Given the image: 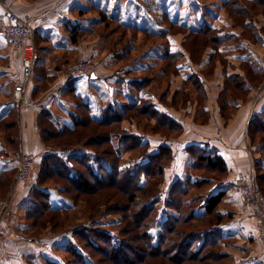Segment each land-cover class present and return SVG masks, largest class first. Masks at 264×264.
Instances as JSON below:
<instances>
[{"label":"rangeland","instance_id":"obj_1","mask_svg":"<svg viewBox=\"0 0 264 264\" xmlns=\"http://www.w3.org/2000/svg\"><path fill=\"white\" fill-rule=\"evenodd\" d=\"M108 1L124 8V6L120 4L122 3V0L121 2L120 0ZM157 1L159 3L163 0ZM167 1L168 2L166 4L170 6L166 7L169 11H171V14L169 13L170 21L174 18V22L177 17L180 19L179 15L181 11V22L188 19L189 24L193 23L191 27H194L193 25L198 26L199 22L196 18L194 21L191 18L193 12L196 11L198 15H202L203 12H207L212 16L216 13H222L224 16L221 17V23L224 31L227 32L232 29H237L238 32L241 31V37L245 32V29L242 26L237 25L228 9L223 7V2L221 0ZM169 1H172L173 4H169ZM163 3L165 4V2ZM123 4L128 5L129 10L128 12L122 10L118 18L113 17V14L111 13H107V16L102 14L100 18L99 12L93 9L92 11L86 13L85 16V18L91 21V30L84 34L83 37H80L79 43L86 40L89 42V44L84 47L85 51L87 50V52L91 53L92 57L90 59H80L76 62L87 61L92 65V68L90 74L84 75L87 78L80 77L77 80L91 79V76L94 73V75L96 74L95 77L97 76L100 81L93 83L90 86H84L82 92H78L75 95L73 92V85L70 86L69 84L75 79H69L68 81L64 79L62 80L60 74H56V76L51 78L53 80L51 85H49L48 82H45L42 86L39 84V88L36 89L34 93L35 97L41 96L45 92L48 98L51 99L59 89L60 94H57V96L58 99L64 101V104L62 105L63 107L52 108L50 111H53L56 117L63 121L68 118L69 113L71 112L73 114L77 113L82 114V116L84 115L79 109L81 103H79V101L75 98L79 95V93L84 94L82 99L85 102L90 100V106L95 109V114H98L100 110L107 108L109 104L113 103L118 104L120 107L129 105L133 99H144L145 103H150L149 101L152 100L151 96L154 95L158 104H160L159 101L163 104H168L173 108V113L177 116V118L185 123L187 118L184 114L186 110H188L189 101L195 97L192 98L191 90H188V85L186 84L187 81H183L182 75H189L192 71H195L204 79L206 77L207 80L205 82L209 87V90H211V92H216V86L219 85L218 82L220 79L219 71L220 69H225L222 68L219 60L223 62L222 60L224 57L220 59L221 55L216 54L215 50L212 48L203 49L200 47V49H196L195 47H190V42L186 41L188 35L187 30L180 28V22L178 24L174 22V26H172L166 21L163 22L162 18H159L158 20L161 24V32L159 33V31H157V34L159 33L157 36H149L151 35L149 29L145 31L128 26L131 24L132 20L124 19L127 17L133 19V11L134 13L137 12L139 15H152V18L150 19L156 21L154 23H157L158 20L153 19V14L155 13H150V9H153V11L156 10V8L154 9L152 7V4H156V0H125ZM177 12L179 15L176 14ZM248 20L252 21L254 26L257 28L258 33L255 34L254 38H256L257 35H260L261 37L260 42L249 41V43L254 45V50L260 54L261 59L264 62V53L261 54V50H264L261 46V43L264 42V14L256 13V15H253V17ZM168 33H171L173 36L171 43H169L170 38ZM0 44L4 46L5 44L7 46L9 45V43L7 44V42L3 39H0ZM234 45H240L241 49L243 48V43L239 40L234 42ZM159 47L161 49L155 51V48ZM10 48L21 64L18 63L19 66L12 68V71L0 72V89L2 88L0 91V104L16 99L18 94L16 93V88L19 86L23 90L21 91L23 95L22 99L28 95L27 97L30 98L33 105L37 102L41 103L43 98L46 101V94L43 98L41 97L39 101L33 100L34 98L29 93L26 95L27 92L25 88L33 85L36 72L35 74L33 73V75H28L26 70H23L22 52L11 46ZM187 49L194 52L195 55H193L195 61L193 60L192 54ZM169 52L171 55L180 56V59H178L179 61L171 60V57L167 59ZM37 54H39L38 50ZM206 58L210 60L207 65L204 62ZM8 62H10V60L8 61L0 58V71L8 69ZM73 62L75 61L70 62L69 60L61 67L58 66L56 73L58 70H64L65 67ZM168 66L172 67L170 69L171 72L164 73L166 72L165 68ZM211 73L212 75H209ZM249 73L251 76L252 69L247 67L246 77ZM195 78L196 76H194L191 80V82H193L192 90H197L196 96L200 105L206 100L207 93L206 88L204 86H200V83H198ZM252 84L253 89L250 98L252 104L256 105L259 101H264V77L262 80L259 77H254ZM229 97L233 99L230 93ZM247 97L245 99H247ZM12 105L13 104L9 105V107L5 109L0 107V115L4 110L8 111L13 109ZM200 107L201 106H198L196 111L198 109L199 112ZM230 107H232L231 104L229 108ZM138 111L140 110L128 109L126 115L124 116V122L121 125L120 135L119 137H116V144L120 148L122 154L119 153L118 157L115 156L107 159L109 162L114 163L115 166H119L121 170H128L129 172L133 169L137 170V167L145 162V157L142 159L145 155V151L134 147L138 144L134 135H142L143 138L141 139L143 143L149 142L151 148L156 149L160 146V140L165 141L166 139H169L174 141L176 139V144H178L179 142L177 141L181 140L180 136L183 133L182 130L180 134H172L171 137L167 136L168 138L163 134H156L152 129L156 120L154 118L150 119L148 116L141 118L138 116ZM16 113L17 112L15 111V114ZM227 113V118H224L226 121H229L231 118V112L229 109ZM16 115H18V113ZM83 117L86 119V116ZM16 120H18L17 117H13V119L5 121L7 125H4V121H0V155L3 153L2 148L8 149L9 153L6 160H0V167H6L7 171H12V173L8 175L5 182L0 181V200L2 201L1 204L4 205V207L0 205V234L3 235H0V239H2L0 240V246L1 244H6L3 240H6L9 245H11L6 254L3 255L0 251V264L10 262L12 264H48L46 263L48 260L56 264H83L82 260L78 259L72 251V246H75L77 243H80V245L86 249V256L89 255L92 259V261L87 264H170L164 261L166 259L163 255H155L152 258L146 256L148 252L146 251L145 239L142 237L145 229L137 232L133 231V226H131L130 220L128 219V216L132 211H140V208L143 207L150 198L144 197L139 204H131L129 207L132 210L127 212V209H125L127 205L125 200L126 196L121 192V190L126 192L129 188H125V184L120 187L119 184H115L113 179H105L99 182L103 184L104 187H107V189L98 190L95 188L94 191H97L96 196H84L80 194L76 199V204L74 205L67 202L69 200L67 191L69 189H71V191L72 189L80 190V188H77L76 186L71 188L70 185L65 183L62 179L57 180V184H55V181L53 180H48L47 184H45L43 188L45 191L49 190L52 192L54 197L53 201H55L54 205H57L60 209H64L62 210L64 211V214L57 216L62 218L61 224L58 227H46L41 229L35 222L29 220L28 211L31 204L34 202L33 194L31 192L40 179L42 166L41 164L38 165L37 162L32 170V175L29 181L25 183L18 182L19 160L23 156L24 152L20 147L21 130L19 129V133H17V129L10 130L13 126L11 124H14L10 121ZM14 126L16 127V124H14ZM89 133L93 134L90 131ZM262 137V135H259L255 141H252L251 139L252 144L260 143L264 145ZM16 138L18 140H16ZM98 141L102 142L101 139L93 137L91 143H97ZM14 142L17 144H14ZM150 145L149 149L152 151ZM47 149L50 153L52 152L57 155L64 151L62 148L57 146L52 148L47 147ZM69 149H72L73 152ZM89 149L81 144L74 148H68L65 151L67 154L76 152L78 155H86L89 153ZM260 154L264 159V151ZM170 168L171 167L166 168L165 181H163L160 188H158L159 191H162L161 193H163V197L165 195L164 191L169 187V185L173 184V182L178 179V171L173 174ZM192 173L193 174L191 176L194 178L204 177V179L208 181V183H206L202 188L190 189L187 196V200L194 201L193 205L190 206L189 209H196V212L200 214L203 213L204 210L200 208L201 200L205 195H208V192L210 193V189L212 188L214 182L213 180L224 179L228 176V174L221 177L216 173H212L204 169L198 171L194 170ZM189 174L190 173H186L185 176H188ZM247 175L251 177L259 193L264 197V191H262L259 186L256 172L255 174L252 173ZM186 178L187 177L184 179ZM3 183H6L9 186L8 190L5 188ZM63 186L65 188L61 189L60 187ZM110 186H112V188H110ZM114 187H117L120 190ZM128 187H130V185ZM236 191L239 202L244 208L246 207L250 213L257 235L255 237L249 236L241 239L242 236L240 233H236L237 229L233 228L226 231L227 228L225 230L221 228L222 225L225 228V226L231 221L233 215H228L229 218L225 219L223 224L220 226V230L222 235L225 231L226 236H228L227 238L223 237V252L225 253L226 251H230L233 254L226 253L228 258L226 259L225 264H232L234 261H230V259L233 257L234 260L236 256H238V260L242 258L252 260L253 264H264V241L260 237L259 232H257L258 228L253 212V206L249 203L245 204L241 201L237 186ZM104 194L114 195L115 198L113 200L111 199L106 202H102L96 207L93 205L91 207V204H96V201H99L100 196H104ZM252 202L255 203L256 199ZM116 205L117 207L115 208ZM5 212V219H9V222L2 220ZM45 217L46 215L44 216V219ZM48 217L46 218L48 219ZM53 218L55 217H49V219ZM44 222L45 221H43V223ZM10 223L13 224V229L11 231H9L8 227V225L10 226ZM195 224H197V229L202 228L205 225L203 221H194L190 226ZM191 228L192 227H188L189 230L195 231ZM234 232L238 235L237 238L230 236ZM15 234L24 236L26 241L15 238ZM133 236L135 242L132 241L131 244L128 243L129 239ZM121 241L123 246L129 244L132 247L137 248V250L135 252H130L131 250L125 246V248H122L121 250H123L126 256L119 253L115 254L114 246L120 247Z\"/></svg>","mask_w":264,"mask_h":264},{"label":"trees","instance_id":"obj_2","mask_svg":"<svg viewBox=\"0 0 264 264\" xmlns=\"http://www.w3.org/2000/svg\"><path fill=\"white\" fill-rule=\"evenodd\" d=\"M124 1L125 0H122V3H120L124 6L123 8L108 0H86L78 7L79 16L83 18L86 16V13L93 9L99 12L100 18L102 14L107 16V13H111L113 17L118 18L122 10L126 12L129 10L128 5L123 4ZM221 1L223 2V7L228 9L237 25L245 29L242 37H235V35L232 34L220 35L219 28L213 25V22L219 17L220 13H216L212 16L207 12H203L202 15H198L195 11L192 13V17L191 15L190 17L193 21L196 18L199 25H193L194 27H191L193 23L189 24L188 19L181 22L182 16L180 11V15L178 12L176 13L180 16V19L177 17L174 22L177 24L180 22V28L187 30L188 35L186 41L190 42V47H195L196 49H200V47L203 49L212 48L216 51V54H218L221 46L230 40L239 38L260 42V35L254 38L255 34L258 33L257 28L254 26L253 22L248 21V19H251L256 13L264 14V0ZM163 2H165V4ZM167 2V0H163L158 3L156 0V4H152V7L154 9L156 8L157 11L150 9V13H155L153 14V19L158 20L162 18L163 22L166 21L174 26L173 16L172 21H170L169 13L171 14V11L166 7L170 6L166 4ZM171 3L172 1H169V4ZM132 13L134 14L133 19L128 17L124 19L132 20L131 24L128 26L145 31L149 29L151 33L149 36H157L161 32L160 21L158 20V24L154 23L156 21L150 19L152 15H139L137 12L134 13V11ZM138 23L140 26H137ZM71 30V40L77 44L80 37H83L84 34L91 30V25L86 28L82 27L80 24H73ZM157 31H159L158 34ZM160 49V47L155 48V51ZM188 51L192 54L193 60L195 61L194 52L192 50ZM169 58L179 61L178 59H180V56L171 55L169 52L167 59ZM171 68V66L166 67V72L164 73H170ZM193 77L194 76H191L190 79L186 80V84L193 83L191 82ZM77 79L78 78L75 80ZM195 79L200 83L199 85L202 86L200 78L196 76ZM75 80L69 83L70 86L75 84ZM247 82L251 84L253 82V77L250 76V73L247 74V77H243L239 74L226 77L224 89L219 98L222 115L224 117L227 118V111L231 104L228 100L229 93L234 101H236V99H245L250 93V90L245 87ZM73 92L75 95L78 93L77 87H73ZM79 95L75 98L81 103L79 109L83 112V116H86V119L82 114H73L71 112L66 120L61 121L56 117L53 111L47 109L42 110L38 115V127L42 140L44 144L47 145L46 147L52 148L57 146L64 151L60 152L59 155L48 151V153L42 157L41 176L31 192L34 202L31 204L28 211L29 220L35 222L41 229L46 227H58L61 224L62 218L57 216L64 214V211H62L64 209H60L57 205H54L55 201H53L54 197L52 192L49 190L45 191L43 188L48 180H53L55 181L54 183L57 184V180L62 179L65 183H68L71 188L75 186L80 188V190L72 189L71 191V189H69L67 191L69 199L67 202L74 205L80 194L84 196H96L97 191H94L95 188L98 190L107 189V187H104V185L99 182L105 179H113L115 184H119L120 187L125 184V188H129L126 192L121 190L126 196L125 200L127 205L125 209H127V212L132 210L129 207L131 204H139L144 197L150 198L148 202L146 204L144 203L145 205L140 208V211H132L128 216L131 226H133V231L137 232L145 229L142 237L145 239L146 251L148 252L146 256L152 258L155 255H163L166 259L164 261L170 264H225L228 255L223 252L224 238L220 230V226L225 219L229 218V216L224 215L221 211L225 192L221 191L217 194L203 197L200 208L204 210L203 213L198 214L196 209H189L194 201L187 200V196L190 189H199L208 183L204 177L194 178L188 175L185 176L187 177L186 179H184L185 177L178 178L164 191V197L162 196V191L158 190L163 181H165L166 168L170 167L175 160L174 147L169 139H166L158 148L153 149L149 142V144L143 143L141 139L143 138L142 135H134L138 141V144L134 147L145 151V155L142 157V159L145 157V162L140 164L137 170L133 169L130 172L128 170H121L119 166H115L114 163L107 160L115 156L118 157L119 153L122 154L115 140L116 137L120 135L121 125L124 122V116L128 109H139L138 116L141 118L145 116H148L150 119L154 118L156 123L152 126V129L156 134L158 133L166 137H171L172 134H180L183 130V126L173 117L160 111L155 104L145 103L144 99H133L129 105L123 107L115 103L109 104L107 108L95 114V109L90 106V100L85 102L82 99L84 94L79 93ZM15 105L16 104L13 103V109L8 110L9 112L3 109L4 111L1 112L0 121L5 122L9 119H13V117H17L18 119V115H16L18 111ZM232 107L234 108V106ZM15 111L17 112L16 114ZM10 122L16 124V127L14 124H11L13 126L10 130L17 129V133H19V121ZM4 125H7V123L5 122ZM89 131L93 134H90ZM249 135L252 141H255L259 135H262L264 140V111L254 116L251 120ZM93 137L101 139L102 142L98 141L97 143H91ZM16 140L18 139L16 138ZM14 144L17 143L14 142ZM81 144L87 149L90 148L88 154L78 155L76 152L72 154L66 153V149L74 148ZM149 145L152 151L149 149ZM187 152L193 158L192 166L194 170L198 171L204 169L216 173L221 177L228 174L226 162L222 157L214 154L213 150L209 151L207 148L191 145L187 148ZM255 168L257 181L261 190L264 191V161L256 160ZM10 173H12V171H7L6 167H0V181L5 182ZM128 183L130 187H128ZM3 185L7 190L9 189L6 183H3ZM60 188L62 189L65 187L63 186ZM110 188H112V186H110ZM114 188L118 189L117 187ZM114 198V195L104 194V196H100L96 204L92 203L91 207L92 205L96 207L100 203L111 199L113 200ZM116 207L117 205L115 208ZM45 215L46 217L54 216L55 218L49 219L48 217L47 219L45 217L44 219ZM43 221L45 222L43 223ZM194 221H203L205 225L197 229V224L190 226ZM188 227H192L191 229L195 231L189 230ZM133 238L134 236L129 239L128 243L131 244V242L135 240ZM125 246L131 250L130 252H135L137 250V248L129 244ZM125 246H123L122 241L120 242V247L114 246L115 254L119 253L126 256L123 250H121L125 248ZM72 248L74 255L78 259H81L83 264L92 261L89 255L86 256V249L82 247L80 243L72 246ZM46 263L56 264L50 260L46 261Z\"/></svg>","mask_w":264,"mask_h":264},{"label":"crops","instance_id":"obj_3","mask_svg":"<svg viewBox=\"0 0 264 264\" xmlns=\"http://www.w3.org/2000/svg\"><path fill=\"white\" fill-rule=\"evenodd\" d=\"M85 1L86 0H0V19L8 12L15 13L22 19L30 21L35 31V44L39 53V60L34 69V74L35 72L36 74L33 85L25 88L27 92L26 95L29 93L34 98L33 100L39 101L41 97L43 98L46 94L44 92V94L38 97L34 95L35 90L39 88V84H41V86L45 82H48L49 85L52 84L53 80L51 78L56 76L58 66L61 67L69 60L70 62H76L80 59H90L92 57L91 53L87 52V50L85 51L84 46L89 44L87 40L81 43L78 42L77 44L71 40V27L73 24H80L82 27L86 28L90 27V20L79 16L78 7ZM223 16L224 15L220 13L219 17L213 22V25L219 28L220 35L232 34L235 35V37H240L241 31L238 32L237 29H232L227 32L222 29L221 17ZM137 26H140L139 23ZM168 35L170 38L169 43H171L173 36L171 34ZM238 40L243 43L242 49L240 45H234V42ZM252 45L253 44L249 43L247 40L237 38L225 42L221 46L218 54L221 55L220 59L224 58L222 60L223 62L219 60V63L222 68L225 69H220L219 71L220 79L218 82L219 85L216 86V92H211V90H209L205 82L207 80L206 77L204 79L197 72L192 71L189 75H182L183 81L190 79L191 76L196 75L199 77L207 93L206 100L203 104L199 105L196 96L197 90H192V83L187 84L188 90H191L192 98H195L189 101L188 110L185 112L186 115L184 114L187 118L185 123L177 118L173 113V108L168 104H163L160 101V104H158L154 95L151 96L152 100L149 101L155 104L160 111L173 117L183 126V133L180 136L181 140L177 141L179 143L176 144V139L174 141L170 140L175 151V160L170 166V170L173 174L178 171V178H183L186 173H190L189 175L191 176L193 174L192 172H194L192 166L193 158L187 152V148L191 145H198L202 148H207L209 151L213 150L214 154L224 159L228 168V176L224 179L213 180L214 182L210 189V193L208 192V195L204 197L217 194L221 191L225 192L221 211L224 215H233V217L225 228L223 225L221 228L224 230L227 228L226 231L233 228L237 229L236 233H240L242 236L241 239L249 236L255 237L257 233L249 211L239 202L234 181L239 174H255L256 160L264 161L260 154L264 151V145L260 143L252 144L249 135L251 120L254 116L264 111V101L261 100L256 105L252 104L250 95L253 84L247 82L245 87L250 90L247 99H236V101H234V99L229 97V102L234 108H229L231 118L229 121H226L222 115L219 98L220 93L223 91L226 77L233 74L246 77L247 67L252 69L251 76L253 78L259 77L262 80L264 77V62L260 54L254 50V45ZM5 46L0 44V58L8 61L10 60V62H8V69L0 72L12 71V68H15V66L18 67L19 64H21L19 60H17L16 55L11 51V45L8 47L5 44ZM261 46L262 49H264V42L261 43ZM263 53L264 50H261V54ZM209 61L208 58L204 60L206 65L207 63L209 64ZM23 70L25 71L24 67ZM93 75L91 79L75 80V84L72 87H77V92H82L84 86H90L100 81L97 76L93 77ZM209 75H212V73ZM21 91H23L22 88L20 86L17 87L16 93L18 94L16 99L6 103L3 102L0 104V107L5 109L9 107L8 105L13 103L16 104L15 106L18 111V121L21 130L20 147L24 153L35 155L39 165L41 164L42 157L48 153V149L40 134L37 122L38 115L42 110L63 107L62 104H64V101L58 99L57 94H60L58 89L57 91L59 93L57 92L51 99H49L46 94V101L43 98L41 103L37 102L30 107H22L20 105L23 97ZM198 106H201L199 112L198 109L196 111ZM163 142L164 141L160 140L159 145L163 144ZM236 233L234 232L230 236L237 238L238 235H236ZM223 237H228L225 231L223 232ZM3 241L6 242V244H1L0 251L1 254L3 253L4 255L11 245H9L6 240ZM225 253L230 254L231 252L226 251ZM237 257L238 256H236L234 260L233 257L230 259V261H234L232 264H253L252 260L242 258L238 260Z\"/></svg>","mask_w":264,"mask_h":264},{"label":"built area","instance_id":"obj_4","mask_svg":"<svg viewBox=\"0 0 264 264\" xmlns=\"http://www.w3.org/2000/svg\"><path fill=\"white\" fill-rule=\"evenodd\" d=\"M0 39H3L11 45V47L22 52V64L28 75H33L34 69L38 63L39 57L35 44V31L30 21L22 19L12 12L6 13L0 19ZM92 65L87 61H78L70 63L64 70H58L61 79L68 81L69 79H76L91 72ZM33 103L30 98L25 96L22 99V107H30ZM0 160L8 158V149L2 148ZM36 164V156L33 154L24 153L19 160L18 182L25 183L29 181L32 175V170ZM235 184L238 187L239 196L243 203L251 204L253 206L254 216L257 222V232L264 241V197L259 193L254 181L247 174H239L235 179ZM256 199V202L252 201ZM2 201L0 200V205ZM6 212L2 220L9 222L5 219ZM9 231L13 229V224L10 223ZM8 231V232H9ZM15 238L26 241L24 236L15 234Z\"/></svg>","mask_w":264,"mask_h":264},{"label":"water","instance_id":"obj_5","mask_svg":"<svg viewBox=\"0 0 264 264\" xmlns=\"http://www.w3.org/2000/svg\"><path fill=\"white\" fill-rule=\"evenodd\" d=\"M93 77H95V75H93Z\"/></svg>","mask_w":264,"mask_h":264}]
</instances>
